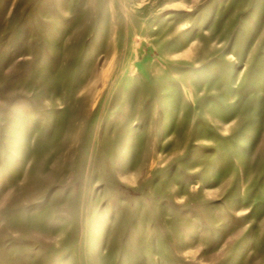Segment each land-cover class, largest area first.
<instances>
[{"label":"rangeland","instance_id":"1","mask_svg":"<svg viewBox=\"0 0 264 264\" xmlns=\"http://www.w3.org/2000/svg\"><path fill=\"white\" fill-rule=\"evenodd\" d=\"M0 264H264V0H0Z\"/></svg>","mask_w":264,"mask_h":264}]
</instances>
